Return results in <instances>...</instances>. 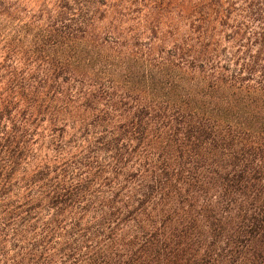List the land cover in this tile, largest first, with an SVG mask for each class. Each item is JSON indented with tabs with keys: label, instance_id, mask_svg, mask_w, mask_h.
Wrapping results in <instances>:
<instances>
[{
	"label": "trees",
	"instance_id": "obj_1",
	"mask_svg": "<svg viewBox=\"0 0 264 264\" xmlns=\"http://www.w3.org/2000/svg\"><path fill=\"white\" fill-rule=\"evenodd\" d=\"M0 264H264V0H0Z\"/></svg>",
	"mask_w": 264,
	"mask_h": 264
}]
</instances>
